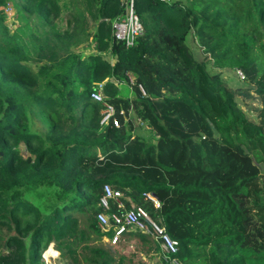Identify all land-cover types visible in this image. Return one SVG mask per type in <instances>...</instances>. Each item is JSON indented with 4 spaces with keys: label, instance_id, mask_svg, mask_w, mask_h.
<instances>
[{
    "label": "trees",
    "instance_id": "obj_1",
    "mask_svg": "<svg viewBox=\"0 0 264 264\" xmlns=\"http://www.w3.org/2000/svg\"><path fill=\"white\" fill-rule=\"evenodd\" d=\"M181 2L133 0L143 32L131 46L113 33L122 0H77L64 28L55 21L58 0H23L13 31L0 8V264H24L25 254L43 264L50 238L70 264H124L110 248L84 242L111 235L96 224L106 182L123 192V206L110 199L106 212L142 205L178 241L174 255L184 264H264V0ZM91 17L100 53L81 57L72 46L88 36ZM190 29L214 65L239 66L260 99L257 121L195 57ZM59 66L61 79L41 83L42 72ZM128 71L130 97L114 92L115 77ZM103 80L118 125L103 123V104L91 97ZM131 110L155 140L132 133ZM45 180L59 198L42 205L30 187ZM83 210L88 231L74 214ZM10 224L18 235L2 234ZM81 242L90 255L76 250Z\"/></svg>",
    "mask_w": 264,
    "mask_h": 264
},
{
    "label": "rangeland",
    "instance_id": "obj_2",
    "mask_svg": "<svg viewBox=\"0 0 264 264\" xmlns=\"http://www.w3.org/2000/svg\"><path fill=\"white\" fill-rule=\"evenodd\" d=\"M22 1L23 0H16L14 3L11 1L7 4L0 5V8L4 14V18L9 23L10 31H13V28L15 27L14 20L19 22V20L16 18V14H18V5L21 6ZM181 1V3H186V0ZM76 2L77 0H58V4L60 5V11L58 14V18H56L55 21L58 23L59 27L64 28L66 26L67 19L70 17V12H74V9L76 10V8H78V6L80 5L78 3L76 4ZM30 17V19L34 18L33 16ZM73 26L74 24L71 21L69 25V30H72ZM96 26L97 19L91 17L89 20L88 36L81 40L79 44L72 46L73 52H75L81 57H87L91 54L100 53V51L94 44ZM39 30L40 32H42L41 27L39 28ZM42 35L44 36V33H42ZM262 40L264 41V35ZM186 42L192 49L196 58L205 60L208 71L210 73H216L218 79L222 84L234 90L235 100L238 105L244 110L247 116L251 120L257 121V111L260 107V99L257 94L251 89L247 80L242 77L239 73V66L236 63H232L228 60L223 62L219 66L214 65V61L212 59H208L205 57V53L199 47L198 42L194 37L191 29L186 35ZM110 53L111 52L108 51L103 53V55L107 56L112 62L113 57ZM30 60L32 62L34 70L38 71L39 67L37 64L34 63V59ZM63 74L64 69L59 66L49 72H42L39 76V79L41 83H43L46 79L59 80L63 77ZM114 82L117 86L114 92H116L117 94L129 97L134 95V91L131 86V84L133 83V75L130 71L126 72L125 77H115ZM43 86L44 85L40 86V88H42ZM95 86L101 88V92L105 97L109 95L108 92L104 90V80L102 82L97 83ZM238 88L244 89L246 92L239 91L237 90ZM126 118V121L131 120L132 122L133 134H138L149 141L155 140V136L150 126L146 122L141 121L137 116H135V113L132 110L129 112V114L126 115ZM103 123L106 124L107 122L104 121ZM29 126H31L33 130L39 132L42 136H45L46 132L43 131L44 128L42 127V123L40 122V119L38 117H31L29 121ZM44 141L45 143H48V140L46 138H44ZM19 148L23 156H33L32 153L26 149L25 144L21 143L19 145ZM30 192L33 196H37L40 198V203L42 205L51 204L56 201V197L59 198L57 190L55 189L54 185L50 180L41 181L37 185L35 184L31 186ZM61 200L62 198L58 200V203ZM74 214L79 217V227L84 228L86 231H88V225L92 221L88 210L74 212ZM96 224L97 226H99L97 222ZM2 234L18 235V233L14 229L13 224H10L9 228L3 227ZM29 234L30 232L23 237V240L26 241V244H29L30 241ZM105 235L102 234L98 240L97 238H89L88 240H84V242L88 243V246H102L104 248H110L117 256L123 258L122 262L124 264H164L163 251L161 250L160 245L155 242L150 236L140 235L139 231L134 227H129L127 234L123 238H121L118 243L113 245L107 243ZM84 242H81V245H79L76 250L80 251L82 254L90 255L91 249L90 247L89 249L83 248V245L85 244ZM25 256L26 260L24 264H29V258L26 254ZM38 262L43 264H70L69 259L59 253V250L56 247L55 240L53 238L49 239V242L41 253V257L38 258Z\"/></svg>",
    "mask_w": 264,
    "mask_h": 264
},
{
    "label": "built area",
    "instance_id": "obj_3",
    "mask_svg": "<svg viewBox=\"0 0 264 264\" xmlns=\"http://www.w3.org/2000/svg\"><path fill=\"white\" fill-rule=\"evenodd\" d=\"M124 5V13L113 21L114 36L123 41L125 46L134 45L138 36L143 32V26L138 14L133 7V0H122ZM239 73L244 77L243 72L238 68ZM94 100L101 101L103 104L102 121L108 122L112 119L114 125H118V120L114 116V107L105 100V96L101 92V88L95 87L91 92ZM148 198L153 200L155 206H159V201L151 194H146ZM123 192L106 182L103 184V191L100 196V204L103 209L96 213V220L103 231H111V235H106V241L109 244H116L121 236L128 231L129 227H134L144 232L158 241L163 251L164 264H184L174 254L178 249V241L169 235L164 225L158 223L150 217L147 210L142 205H136L131 202L129 207H124L121 211H111L109 209V200L117 201L119 206H123L120 197Z\"/></svg>",
    "mask_w": 264,
    "mask_h": 264
},
{
    "label": "crops",
    "instance_id": "obj_4",
    "mask_svg": "<svg viewBox=\"0 0 264 264\" xmlns=\"http://www.w3.org/2000/svg\"><path fill=\"white\" fill-rule=\"evenodd\" d=\"M138 231H140V230H138ZM127 232H128V231H127ZM127 232H126L125 234H123V235L121 236V238H123V237L127 234ZM140 232H141V231H140ZM142 233H144V232H142ZM144 234L147 235V236H150V235H148V234H146V233H144ZM105 236H106V235H105ZM150 237H151L155 242L158 243V241H157L155 238H153L152 236H150ZM121 238H120V240H121ZM120 240H119V241H120ZM119 241H118V242H119ZM118 242H117V243H118Z\"/></svg>",
    "mask_w": 264,
    "mask_h": 264
}]
</instances>
